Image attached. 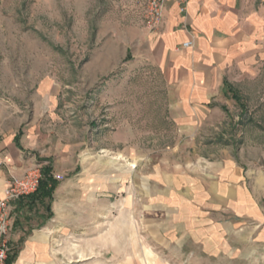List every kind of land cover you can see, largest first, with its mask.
I'll return each mask as SVG.
<instances>
[{"label":"rangeland","instance_id":"obj_1","mask_svg":"<svg viewBox=\"0 0 264 264\" xmlns=\"http://www.w3.org/2000/svg\"><path fill=\"white\" fill-rule=\"evenodd\" d=\"M142 4L0 0V99L14 103L27 120L44 113L59 136H79L82 162L96 166L95 213L56 238L63 250L59 260L264 264V244L249 232L228 224L222 229L216 214L191 207L200 201L190 185L201 168H184L185 152L192 148L204 154L208 148L264 145V46L249 73L228 77L222 107L201 127L202 139L191 142L168 117L159 68L140 54ZM137 152L144 155L142 168ZM56 175L50 173L52 179ZM45 210L42 225L53 217L50 206ZM29 221L25 217L10 227L14 262L24 239L39 229ZM20 231L24 235L12 242Z\"/></svg>","mask_w":264,"mask_h":264},{"label":"crops","instance_id":"obj_2","mask_svg":"<svg viewBox=\"0 0 264 264\" xmlns=\"http://www.w3.org/2000/svg\"><path fill=\"white\" fill-rule=\"evenodd\" d=\"M181 7L180 0H166L155 31L147 30L140 16L139 45L140 54L159 68L165 81L170 121L194 142L206 133L201 127L210 124L228 77L249 73L264 46V2L187 0L183 11ZM135 14L137 9L131 11L133 19ZM187 42L191 45L183 47ZM26 118L14 103L0 99V198L8 181L32 165L64 178L56 182L50 201L30 196L11 203V228L25 217L39 228L24 239L13 264H64L56 238L94 215L96 166L82 162L79 136H59L42 112ZM185 153L184 168H201L202 174L191 179L200 196L191 207L202 215L216 214L222 229L228 224L264 244V145L208 148L204 154L192 148ZM143 157L137 152V168H142ZM48 206L53 217L42 225ZM15 235L12 242L24 234Z\"/></svg>","mask_w":264,"mask_h":264},{"label":"built area","instance_id":"obj_3","mask_svg":"<svg viewBox=\"0 0 264 264\" xmlns=\"http://www.w3.org/2000/svg\"><path fill=\"white\" fill-rule=\"evenodd\" d=\"M187 0H180L184 10V4ZM166 0H143L140 12L143 26L149 31L157 30L163 18V11ZM190 42L184 43L183 47H189ZM42 179V168L39 165H32L27 168L19 177H12L0 198V264H6L9 257V231L12 223V214L10 205L12 202L34 195ZM55 180H62V177L56 175Z\"/></svg>","mask_w":264,"mask_h":264},{"label":"trees","instance_id":"obj_4","mask_svg":"<svg viewBox=\"0 0 264 264\" xmlns=\"http://www.w3.org/2000/svg\"><path fill=\"white\" fill-rule=\"evenodd\" d=\"M56 187V181L50 176V169H42V179L40 180L37 192L32 195L33 198L38 200H51L52 193ZM16 253L8 257L6 264H13Z\"/></svg>","mask_w":264,"mask_h":264}]
</instances>
